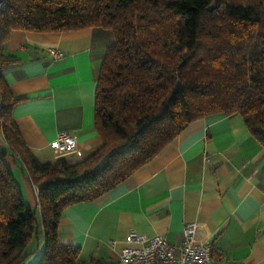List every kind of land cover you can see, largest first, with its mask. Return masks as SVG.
<instances>
[{"label":"trees","instance_id":"16d2710c","mask_svg":"<svg viewBox=\"0 0 264 264\" xmlns=\"http://www.w3.org/2000/svg\"><path fill=\"white\" fill-rule=\"evenodd\" d=\"M0 11V264H24L43 231L35 264L80 260L61 241L66 208L92 202L153 160L190 124L239 114L264 148V0H7ZM212 7V10L210 9ZM99 27L114 33L95 92L102 147L85 161L40 163L25 146L4 72L19 62L5 45L14 30L56 33ZM17 153L38 189L30 206L6 166Z\"/></svg>","mask_w":264,"mask_h":264},{"label":"crops","instance_id":"0c3cea01","mask_svg":"<svg viewBox=\"0 0 264 264\" xmlns=\"http://www.w3.org/2000/svg\"><path fill=\"white\" fill-rule=\"evenodd\" d=\"M114 33L93 27L56 33L14 30L5 45L19 62L4 72L13 94L25 100L13 119L25 146L40 163L85 161L103 145L95 128V92ZM52 50L62 54L55 59ZM1 103V102H0ZM77 141L65 155L51 148L59 135ZM0 147L10 149L0 133ZM24 200L41 210L35 185L20 156L5 158ZM1 202V198H0ZM220 264H264V148L239 114H213L188 125L153 160L92 202L70 206L61 241L80 260L115 264L134 230L184 239L189 223ZM43 233L42 230H40Z\"/></svg>","mask_w":264,"mask_h":264},{"label":"built area","instance_id":"2783aa9c","mask_svg":"<svg viewBox=\"0 0 264 264\" xmlns=\"http://www.w3.org/2000/svg\"><path fill=\"white\" fill-rule=\"evenodd\" d=\"M7 7V0H0V11ZM52 54L57 60L62 57L58 51L52 50ZM50 146L59 154L65 155L76 150L77 141L68 133H64ZM35 192L38 197L37 187ZM196 231L197 224L189 223L184 230V239L178 244H171L165 236L148 237L132 230L127 236V242L138 246L124 249L115 264H220L213 257L211 246L197 240Z\"/></svg>","mask_w":264,"mask_h":264},{"label":"rangeland","instance_id":"374dc122","mask_svg":"<svg viewBox=\"0 0 264 264\" xmlns=\"http://www.w3.org/2000/svg\"><path fill=\"white\" fill-rule=\"evenodd\" d=\"M45 247L44 234L39 233V237L35 238L27 249L31 255L24 264H35L42 256Z\"/></svg>","mask_w":264,"mask_h":264},{"label":"water","instance_id":"95a60500","mask_svg":"<svg viewBox=\"0 0 264 264\" xmlns=\"http://www.w3.org/2000/svg\"><path fill=\"white\" fill-rule=\"evenodd\" d=\"M210 9L212 10V7Z\"/></svg>","mask_w":264,"mask_h":264}]
</instances>
